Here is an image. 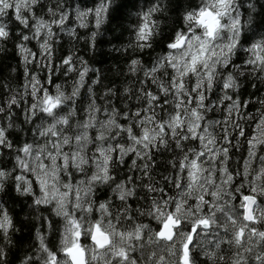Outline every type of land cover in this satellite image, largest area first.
Listing matches in <instances>:
<instances>
[{
	"label": "snow or ice",
	"instance_id": "obj_1",
	"mask_svg": "<svg viewBox=\"0 0 264 264\" xmlns=\"http://www.w3.org/2000/svg\"><path fill=\"white\" fill-rule=\"evenodd\" d=\"M69 7L0 0V53L11 42L23 67L0 82V264L17 198L40 222L18 264H264V94L255 113L244 98L264 89V0H135L114 48L131 82L100 95L75 45L55 64L59 33L94 50L119 6L76 7V27Z\"/></svg>",
	"mask_w": 264,
	"mask_h": 264
},
{
	"label": "trees",
	"instance_id": "obj_2",
	"mask_svg": "<svg viewBox=\"0 0 264 264\" xmlns=\"http://www.w3.org/2000/svg\"><path fill=\"white\" fill-rule=\"evenodd\" d=\"M63 2L66 5H70L68 10L73 12L71 17L72 23L69 24V27H76L73 10L76 7H92L97 0H63ZM133 2H135V0H115V5H118L119 7H117V10L112 13L110 21L102 26L94 50H90L83 39L70 40L66 33H59L57 50L55 53V64L59 65L61 63L59 57L67 54L70 50H73V45H75L77 55L87 60L90 67L100 69L102 82L100 85L94 87V90L98 95L102 94L108 86L122 87L124 84L130 83L131 78L126 75L127 69L125 62L127 56L120 52H116L114 48L121 45H127L131 38V29L129 28V25L136 22V16L134 13L138 10L136 8L131 9L133 14L129 16L128 9ZM141 3H144L145 7L147 6V0H141ZM174 22L178 23L175 12L170 13V17L167 21H162V34L157 40L156 51H160V41L166 39L169 29L174 26ZM13 27L15 28V25H13ZM16 31H19V29L16 28ZM78 32L80 36L83 37L87 34L88 30L78 29ZM13 38H15V33L13 34ZM29 47H31L33 51H36V42L32 41V43L29 44ZM7 49L8 51L6 54L0 53V82H3L4 77H9V82L12 87L18 88L19 85L23 83V67L20 64L19 57L16 55L11 42L7 44ZM154 54V52L145 50L144 53H139L138 55L147 62ZM13 68L16 69V71L10 72V69ZM39 74L42 78L48 75L46 71H41ZM75 75V73L63 74L61 71L51 73L52 79L55 83L64 85L68 90L71 89ZM89 78L94 79L95 75L89 73ZM46 86L54 91L53 85L47 84ZM81 91L83 92L84 90L82 89ZM247 93L255 94L249 96ZM261 94H264V89H262L261 92H256L255 88L247 87V92L244 98L246 100H251L253 104H255L257 96ZM97 102L103 103V101L100 100ZM115 102L119 104V101ZM131 103H135V101L133 100ZM258 107V104H255V106L250 105L247 111L255 113ZM20 119L22 120V116ZM237 159H239V154L234 157V160ZM102 195L103 193H101V196ZM13 196H15V193H13ZM8 207L11 209V214L14 217L16 227L20 229L12 236L13 246L9 252L8 261L9 264H18L19 258L23 253L31 250L30 245L32 243L35 228L39 226L40 222L32 219L36 213H32L24 198H17L15 202L9 201ZM46 214L47 213H45V215Z\"/></svg>",
	"mask_w": 264,
	"mask_h": 264
}]
</instances>
